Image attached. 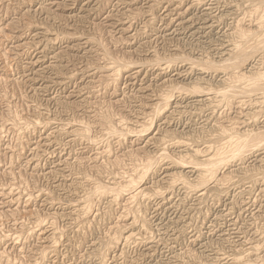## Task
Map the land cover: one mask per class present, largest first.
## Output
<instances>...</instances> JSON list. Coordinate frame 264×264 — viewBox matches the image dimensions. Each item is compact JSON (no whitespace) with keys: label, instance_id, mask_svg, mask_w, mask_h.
<instances>
[{"label":"rangeland","instance_id":"obj_1","mask_svg":"<svg viewBox=\"0 0 264 264\" xmlns=\"http://www.w3.org/2000/svg\"><path fill=\"white\" fill-rule=\"evenodd\" d=\"M73 1L72 0H49V1L48 0H11V1L10 0H0V32H2V33H0V44H1V49H2V50H0V58H1L0 59V79L4 78V80H5V81L3 80V84H2L3 88L2 89L0 88V91H1L2 95L4 94V95L8 96L7 101L9 100V103L7 102V104L1 105V103H0V110L2 109L0 111V116H1V119L3 120V121H0L1 122L0 125L5 126V128L2 127L3 130H0V132H1L0 133V147H1L0 148V155H1L0 156V172H1V174H0V183H1L0 184V194H1L0 195V210H2L1 212L3 215L1 214V212H0V214L4 218L1 221L4 224H2V223L0 224V228L2 229V230H0V234L2 233L3 235L4 234L10 235L11 233L13 234L15 232H18V226H20L21 222L13 221L11 217L10 218L8 217V216H10V213H12V211H15V209H21V211L24 210V212L31 211V210L35 209V210H38L42 214L43 218H47L48 215L54 214L56 212L57 215L56 214L55 215L57 216V218L54 220V223L59 228L61 226H64L66 228L69 226L68 230H71L70 231L71 236H70V233H68L67 235L65 234L66 236L64 235L61 238V244L58 245L59 249L57 248V251L55 252V254L53 253L52 255H49L50 257L48 256V258H46L47 262L44 260V262L46 264H95V263L98 264L99 263L98 261L100 260V259H98L99 258L98 255H96L97 254L96 250L98 249V245H99L98 243H100L101 241H104V239H106V237L109 234L112 235V233H113L112 231H115L114 227L117 226V221L122 226V223L124 224L126 219L130 217V216H128L127 218H124V219L120 218V216L123 213L122 211L124 210V208H122L124 201L118 202L119 201L118 200L117 203L115 205H112V206H109L105 201L96 205L95 206L96 211H94L96 213L93 216L91 215L92 217L89 216L88 220H90L89 221L90 223H88V221L82 222L81 220L76 221V222H73L71 220H67V219L72 218L73 213H71V212H75V211H73L72 207L79 204L80 200L82 202V200L85 198L84 197L82 199V198H79V196H80V194H81V196H82V194H84L83 188H85L86 186L89 187L90 186L89 183H91L93 181H99L100 180V183L106 184V183H108V181L110 179L114 178V177H112V176H114V174L112 172L113 171L117 172V173H118V171L121 172V168H124L123 171L124 172L126 171L125 173H127L129 171V169L131 168V166L134 164L133 161H131V159L129 157V155L131 154L130 152L133 151L132 153H134L136 151L135 153H137V154H144L146 151V153L147 152L152 153V152H154L155 149H157L156 143L163 140V138H168L166 140L170 139V141H172V140H175V141L176 140H180V141L182 140L181 142L187 141L188 144L190 143L189 145H192L193 147L198 146L200 149L202 146H204V147L208 146L209 143H210L209 145H216V146L219 145L220 143L223 144V142H225L224 140H226V134L224 135L225 138L223 136L221 138L218 135L221 132L220 131L221 128L223 126H225L226 124H228L225 127H223L225 129L227 128L226 129V131H227L229 128L231 129V128L237 126V125L234 126V124L237 121L238 122L241 121L240 119L238 120V117H239L238 113H240L241 110H243V112L246 111L245 109L247 107H249V105H248L249 103L247 102L249 100V98H251V100L255 99V97L253 95H250L253 97H248V98L245 97V100H243L244 98H241V97H240L241 98V100H240V98L237 97L238 98V99L236 98L237 101L233 100L231 102L230 106L227 105L228 107H225L226 106L225 103L224 104L217 103L218 104L217 108L218 107L219 108L218 109L216 108L214 111L213 110L214 104H213V102L210 101L209 96H205L206 94L204 95L205 99H204V97L199 98V99L203 100L202 103H200L201 100H199V99H197V100H196V98L191 99V97L189 95L188 96L178 95L176 97L174 95V96H172V98L170 100L171 104H169L167 110L162 115L157 117L158 119L156 118L153 121V125L151 126L150 130L147 133H144L146 135H144V134H139V136L135 135L138 133H134V131H137L139 129L136 126H138V125L141 126V123L143 125V123L149 119V117H148L149 112H147V111H152L155 107L158 106V104L161 103L160 96L163 94L162 91L165 92L167 87H169L171 84L174 86L175 85L179 86L181 84L180 86L188 89V87L190 88L191 86H196V84L197 85L199 84V83H195V81L198 82L195 72L189 70L190 69V63L196 62V61L198 62V61L202 60L203 54L206 56L203 59L210 58V60L215 61V62H220L223 60V58H226L224 55L227 54L226 50H228L230 47L228 44L229 43L228 41L235 38L234 36H233L234 38L231 37L232 31L234 32V29H232V28L234 27L237 20H239L241 18L243 19V17L249 19V15H251L249 12H251L252 9H254V7L247 8L246 7L247 5H245V4H244L245 7H243L244 6L243 4L238 5V3H239L238 0L237 1L236 0H228V1L227 0H199V1H197V0H195V1L194 0H158V1L157 0H99L98 2H97V0H75L74 2ZM227 2H228V4H227ZM216 3H218V4H216ZM188 4H189V6H188ZM190 4H193V5H190ZM176 5H178V6H176ZM146 7H148V8H146ZM184 7H188V8L186 10H184L185 9ZM201 8H202V10H201ZM203 8H204V10H203ZM245 8H247V9H245ZM63 9H64V11H63ZM245 10H246V12H245ZM248 10H250V11H248ZM181 12H185V13H181ZM243 12H245V13H243ZM149 13H150V15H149ZM177 13H178L179 17L177 16ZM243 14H245L246 17ZM193 16H194V18H193ZM67 17H68V20H67ZM70 17H72V18H70ZM101 17H103V18H101ZM188 18L191 20V22H190V20H188ZM61 19H64V20H61ZM248 19H247L246 23L244 24L246 27L245 26L244 27L246 29H248V28L251 29L253 27V23H252V21H250ZM186 20H188V21H186ZM251 20H252V18H251ZM177 21H179V23H180L179 25H178V23H176ZM180 21H182V23ZM123 22H125V23H123ZM127 24H128V26H127ZM173 24H174V26H173ZM27 25H30V26L27 27ZM186 26H187V28H186ZM195 28H196V30H195ZM176 30H177V32H176ZM103 32H104V34H103ZM204 32H205V34H204ZM6 34H8L7 37H6ZM125 37H126V39H125ZM138 38H140V39H138ZM165 40H167V41H165ZM27 41H28V43H27ZM130 41H132V42H130ZM163 41H165V43ZM226 41H227V44H226ZM212 42H213V44H212ZM19 44H20V46H19ZM23 44H24V47H23ZM28 44H30V45H28ZM43 44H44V46H43ZM8 45H9V47H8ZM16 45H18V46H16ZM35 45H36V47H33ZM104 47L106 48V50ZM44 48H45V50H44ZM197 48H199V49H197ZM6 49H9V50L6 51ZM48 50H50V51H48ZM102 50L110 52L111 56L113 55L112 57L127 59L128 61H131L132 64H135V66H136V64H138V65H137V67L132 65L133 68L131 66H129L130 68H127L128 70L125 69L126 71L121 73L123 75V78L121 75L119 77V79L113 83L112 80L107 79L109 77L107 75L108 72L106 71L105 68L109 69L110 67H106V66H108L110 63L106 58H104V54L102 53ZM222 51H225V52H223L224 54L222 53ZM65 52H66V54H65ZM143 52H144V54H143ZM199 52H201V54ZM101 53H102V55H101ZM17 54H18V56H17ZM196 54H198V55H196ZM5 56H7L8 58ZM199 56L201 59L200 58L197 59ZM100 57L102 59H100ZM177 57H179L180 59H185V60L187 59L186 60L187 62L179 63L180 61H179V59H177ZM13 58H15V60ZM152 59L155 62L157 60L161 59V61H163V62L156 64V63H154V61ZM191 59L192 60L197 59V60L192 61ZM101 60H103V61H101ZM144 60H147V61H144ZM149 60H151V61H149ZM172 60L173 61L178 60L177 62H175V63H177V65L172 64L171 66H167L166 64H168V61L173 62ZM165 61H166V64H165ZM190 61H192V62H190ZM104 62L106 64H104ZM3 63L6 66H4ZM150 63H152V64H150ZM9 64H11V65L8 66ZM140 64L143 66L141 67ZM162 65H164V66H162ZM187 66H189V67H187ZM8 67H10V68H8ZM17 67H19V68H17ZM162 67H164V68H162ZM166 67L168 69H166ZM5 68L6 69L8 68V70H6ZM103 68H104V70H102ZM158 68H159V70H158ZM146 69H147V71H146ZM160 69H161V71H160ZM136 71H138V72H136ZM145 71H146V73H144ZM157 71H158V73H157ZM178 72H180V73H178ZM102 75H105V76H102ZM132 75H134V76L132 77ZM140 76L141 77L143 76V78H141ZM176 76H178V77H176ZM206 76H207V74H206ZM97 77H98V79H97ZM100 77H101V79H100ZM103 78H105V79L103 80ZM207 78H208V80L212 81V82H209L208 84L211 85L210 86L211 88H213V89L215 88L214 89L215 92H218L219 90H221V87L226 86V85L225 86L220 85V83H218L221 80V77L215 76L212 78V77H210V75H208ZM211 78H212V80H211ZM217 78H218V80H217ZM67 79H68V81H67ZM163 79H164V81H163ZM176 79H177V82L180 81V83L178 82L176 84ZM182 79H184V80H182ZM93 80H95V81H93ZM14 82H15V84H14ZM106 82H108V83H106ZM168 82H169V84H168ZM136 83H137V85H136ZM158 83L161 84V86ZM5 84H6V86H5ZM109 84H110V86H108ZM146 84H148V87ZM156 84L158 85V87L160 86L158 89V91L161 90L160 92L155 91V90H157L155 87V86H157ZM165 84H166V87L164 89H162L164 87L163 85H165ZM213 84H214V86H213ZM10 85H12L13 87ZM106 86H107V88H106ZM143 87L147 88V89L145 88L146 91L144 90ZM218 87H220V88H218ZM96 88H98V89H96ZM103 88H104V90H103ZM113 89H114V91H113ZM138 89H140L142 93ZM104 91H107V92H104ZM112 91H113V93H110ZM97 92L100 94H97ZM145 92L148 94L150 93V94L146 95ZM154 92L156 93V95H153V94H155ZM136 95H137V97H136ZM87 96H89L91 99L89 97L87 98ZM182 96H183V98H182ZM147 97L149 99H147ZM120 98H121V100L123 99V101L117 100ZM246 98L248 99L247 101H246ZM158 101H160V102H158ZM235 101L238 102V104H240V103H245V104H243L244 106L242 105V108H241V105H238V107H237V104ZM242 101H244V102H242ZM85 102L87 103L86 107L88 106L87 107L88 109L85 107ZM184 102H186V103H184ZM204 102H206V103H204ZM190 103H192V104H190ZM207 103L209 104L208 106H207ZM234 103L236 104V106ZM147 104H149L150 106ZM152 104L154 105V107H151ZM184 104H188L189 106H186ZM199 104L203 107H201ZM5 105L7 107H9L8 108L10 111L9 115H7V113H5V110H6ZM142 105H145L146 107H144ZM181 105L184 108H182ZM174 106H176V107H174ZM211 106H212V108H211ZM91 107L94 110H92ZM171 107H174V108H171ZM185 107H187V108H185ZM204 107H205V109H204ZM67 108H68V110L70 108V110L68 111ZM195 108H197V109H195ZM233 108H235V109H233ZM33 109L36 110L34 113H33V111H34ZM200 109L202 110V112ZM88 110H90V111H88ZM178 110H179V112H178ZM221 110L224 112H222ZM236 110H237V113H236ZM100 111L107 112V114L110 115L109 124L102 123V121L101 122L97 121V120H99L98 119L99 116H101V117L103 116V115H98L100 113ZM176 111H177L178 115H177ZM181 111L182 112L185 111V112L182 113ZM226 111L229 113H227ZM12 112H13V114H12ZM141 112H143V114H141ZM145 112L148 113L147 116L145 115ZM37 113H42V114H37ZM91 113L95 114V115L92 116ZM166 114H169V116H167ZM221 114H223V116ZM226 114H228V115H226ZM16 115H24L26 117V119L30 118L31 120L32 119L33 120H40L41 119V121H43V122H45V124L46 123L47 124L44 128L35 129L34 132H32L33 135L29 139L28 135L25 134L26 132L24 130L25 129L24 127L18 126L16 128V131L12 132L13 129H10V127L13 128L10 125L11 122L4 123L7 120V118H9L8 120L12 119V117H10V116H13V118H14V116H16ZM262 115L258 114V118H257L260 121L258 124V126H260V127H258V126L253 127V126L249 125V128H248L249 130L251 129L250 127H252V130H263L262 126H264V122H263L264 121L263 120L264 115L263 116ZM38 116L39 117L41 116V117L38 118ZM115 116L117 119L115 118ZM120 116L123 119H121ZM175 116L176 117L179 116L178 117L179 119L176 118ZM260 116H261V118H260ZM5 117H7V118H5ZM135 117H138L137 120L135 119ZM169 117H170V119H169ZM173 117H175V118H173ZM262 117H263V119H262ZM36 118H38V119H36ZM145 118H148V119L145 120ZM163 118L166 119L165 120L166 122H163L164 121ZM206 118H209V119L207 120ZM210 118H212L213 120ZM230 118H232L233 120L235 119V120L233 121ZM76 119H78L81 122L87 121L86 123L91 124V128L89 131L90 133H88V139L85 137L79 136L78 130L81 129V127H80V125L76 124V121H77ZM161 119H162V121H161ZM236 119H237V121H236ZM91 120L94 122H92ZM120 120L123 122V124H125L126 128L129 127L128 129H131V130L134 129V130H132L131 133L125 132L126 136L123 137L122 141H120V142L117 140V138H118L117 136L112 137L110 139H107V137H105V139H106L105 140L103 133L105 132V134H106V132H108L107 131L108 128L106 129V126L108 125V127H109V125H111L112 127L117 128L118 121H120ZM132 120H135L136 122L134 121V123H133ZM169 120L172 122H170ZM226 120H228V121H226ZM261 120H263V121L261 122ZM112 121H114V122H112ZM130 121H132V122H130ZM139 121H141V123ZM174 121H175V123H174ZM71 122H72V124H71ZM95 122H100V123L98 124ZM159 122H162V123L160 124ZM113 123H114V125H113ZM167 123H170V124H167ZM177 123H178V125H177ZM216 123H218V125L220 123L221 127H220V125L218 126ZM232 124H233V127H231ZM161 126H162V128L166 127L165 130L163 128L165 133L163 132L162 128H160ZM216 126H218V129L216 128ZM65 127H66V129H64ZM135 128L136 129L138 128V129L135 130ZM213 128H216V129H213ZM223 128H222V130H223ZM256 128H258V129H256ZM18 129H19V132H18ZM117 130H118V128H117ZM156 130H157L158 134H159L158 131H160L161 133L159 135L157 133L155 134ZM217 131H218V133H217ZM235 131H237V130L234 129V132ZM187 132H189V133H187ZM16 133H17V136H16ZM18 133H20V134H18ZM190 133H192L193 135ZM23 134L27 138L24 137ZM129 134H131V135H129ZM171 134H172V136H171ZM18 135H19V137H18ZM99 135L100 136L102 135V137H101L102 140H101V138L99 139ZM161 135H163L162 136L163 138L161 137ZM21 136H23V137H21ZM159 136L162 139L161 138L159 139ZM175 136H176V138H175ZM178 136H179V139H177ZM95 137H97V139ZM133 137L135 138V140H132V139H134ZM151 137H152V139H151ZM155 137H158V140ZM171 137L172 138L174 137V138L171 139ZM216 137H218V138H216ZM15 139H16V143L14 142ZM103 139H104V142H103ZM187 139H189V140H187ZM20 140L22 141V143H24L25 141L27 143L26 147H25V144H23V148L25 147V149H23L21 152L22 157H20L18 159L20 165L18 166V168H16L18 171H20V173L22 172L21 174L24 177V178L22 177L24 185L26 184L25 185L26 187L28 186V187H30V189H32V188L34 189V190L32 189L31 191H37L38 192V191L44 190V191L49 192L50 194H52V196L55 199H58L62 203L61 206L56 205V203H52V204L50 203L49 204L46 202L45 198H40L38 201L33 202V204L32 203L26 204V201H25L26 199H24V200L21 199L19 205L16 203V199L19 196V190L20 189H18V187L10 189V187L13 184L11 186L8 184V182L10 180H6L7 176L3 175V172H4V174H5V171L7 172L8 168H9V165L6 162L7 158L9 160V158L11 156H13V150L17 147L16 146L17 144L19 145V143L21 142ZM89 140H91L92 142ZM190 140L192 142H190ZM205 140L207 141V143H204ZM131 141H132V143H130ZM143 141L146 143V145ZM170 141H168V143ZM193 141H195L196 143L195 142L193 143ZM121 142H122V144H121ZM147 143H148V145H147ZM35 145H36V148H35ZM166 145H167V142H166ZM140 146H141V148H144L142 151L140 149ZM134 147H136V148H134ZM7 148H9V150ZM1 149H2V151H1ZM27 149L28 150L30 149V150L28 151ZM135 149H137V150H135ZM150 149L152 152L150 151ZM170 149H172V150H170ZM167 150L169 153L168 152L166 153ZM173 150L174 151L176 150L175 151L176 153ZM186 150H189V148L184 149L182 146L176 147V146H172V145L166 146L165 155L167 158L164 160V162L160 163V165L156 168L155 173H153L152 175L151 174L148 175L143 180L142 186H141V187H144V189L147 190V192L149 194L151 193L150 195L152 196V197H148L147 198L148 200H146V202H145V200H142V201H144L143 202L144 206L142 204V209L144 210L145 215H146V220H147L146 226H148L147 227L148 229L146 227L145 228L139 227L140 231H138V229H135L134 232H135L137 238L134 237V243L130 242V243L125 245V244H122L120 242L118 245V249L116 248L115 251L112 250L111 253L108 254V256L106 257L105 264H152V263L153 264H176V263L182 264L181 261H183V264H196V262H197V264H207V263H212V261H210V259L213 260V259H218V258H219V262H221V264L223 262H224L223 264H226V263H228V261L230 262L229 259L232 258V256L234 254H236V250H238V248L239 249L242 248V250L245 247L248 248L249 247L248 245H250V242L251 243L253 242L252 244H255L257 242V240L259 239L258 237H260L262 234H264V179H262V178H264V172H263L264 161H262L263 166H260L259 167L260 169L257 168L254 171L256 173V171L259 169L258 170L259 176H257L258 179H257L256 183L254 184L255 186L253 185V187H250L248 185L250 188L246 184H243V183L241 185L238 184L239 185L238 186L234 181V180H236V178L231 177V182L226 183L227 185L225 184V186H224V188H227L226 190L228 192L223 191V192L219 193L220 195H218L214 190H212L213 188L212 189L208 188L209 190H212L213 192L207 191L206 194L204 193L203 196H200V193H202L199 190L200 188L196 189L195 191L193 190L194 189L193 188L191 190L193 192H191V191L186 192V190L179 184H176L173 188L166 189L168 186V184H166V183H169L171 173H173L174 170L177 171L176 168H174L169 163V161L170 162L175 161L174 159H176V158H172V157L178 158L179 156L186 154L185 153ZM190 150H191V148H190ZM104 151L107 152V154H105ZM122 151H124V152L126 151L127 155H124L126 153H124ZM178 151H181V152H179L181 154H178ZM168 154H170V155H168ZM4 155H5V157H4ZM171 155H174V156H171ZM113 158L114 159L119 158V160L123 161L121 163L122 164L121 167L114 168L115 170L112 169L113 171L112 170H110V171L109 170L108 171L103 170L102 172H104V173L97 172L98 170L95 169V166H97L99 163H100V166L103 165L107 159H111L113 161L114 160ZM250 158L247 160V162H250V163L246 162L245 166L252 168L253 166L257 165L258 160H260L261 158H264V157L263 156L262 157L261 156L260 157L259 156L253 157L252 156ZM16 159H17V157H16ZM154 160L157 161L155 158H154ZM262 160H264V159H262ZM7 165H8V167H7ZM123 166H125V167H123ZM127 166H129V168ZM169 166H170V168H169ZM261 167H263V170L261 169ZM160 168L161 169L163 168V169L161 170ZM16 169H15V172L17 171ZM225 169L223 168V170H222L223 173L221 172V174L228 176V174H229L227 172L228 170H225ZM189 170L190 169L185 170V173H187L186 180L189 181L190 183L192 182L191 184H193L195 179L192 178V176L195 177L194 176L195 173L189 172ZM231 170H232L231 172H233V174H236L237 176L242 175V173L244 172V170L241 169V172H240L239 168L234 169V167H231ZM237 170L239 172H237ZM260 170H262L261 171V173L263 172L262 174L260 173ZM95 171L97 172V174ZM106 171L108 174L106 173ZM159 171H160V173L158 174ZM258 171H257V173H258ZM254 172L252 171V173H254ZM23 173H24V175H23ZM88 173H89V175H88ZM164 173L168 177L163 175ZM169 175H170V177H169ZM117 176H116V179L119 178L120 173H119V176L118 177ZM3 177H5V178H3ZM85 177H87V178H85ZM100 177H102V178H100ZM190 177H191V179H190ZM13 179H14V182L17 181V180H15L16 178H13ZM260 179H261V181H260ZM155 180H157V181H155ZM151 181H152V184H151ZM153 181H154V185L155 184H157V185L154 186ZM17 183L19 184V181H17ZM159 183H160V185H159ZM234 183H235V186H234ZM84 184H86V185H84ZM148 184H150V185H148ZM163 185H165V186H163ZM33 186H35V187H33ZM159 186L162 188H159ZM178 186H180V187H178ZM3 187H5V188H3ZM153 187H155V188H153ZM163 187H166V188H163ZM157 188L160 189L161 191L162 190L164 191V192H162V194L165 193L164 196H160V195L158 196V195L153 194L154 189H157ZM177 188H178V190H177ZM181 188H182V190H181ZM78 189L81 191H78ZM243 190L245 191V193ZM9 191H11V193H13V194H11ZM80 192H82V193H80ZM184 193H186V197L184 196L185 195ZM215 195L216 196L218 195V196L216 197ZM260 195H262V196H260ZM253 196L255 197V199ZM200 197H202V198H200ZM12 198H13V200L15 199V201H13ZM23 198H27V197H23ZM197 198H198V200H197ZM141 199H143V198H141ZM201 199H202V202L200 203ZM246 199H248V200H246ZM180 202H182V203H180ZM66 203H70V204H72V205L74 204V205L72 207H70V206L64 205ZM120 203H122V205ZM21 204H22V207H21ZM103 204H104V206H103ZM2 205H4V206H2ZM155 206H156V208H155ZM233 206H234V208H233ZM157 207H158V209H157ZM7 209H8V211H7ZM185 209H186V211H185ZM6 212H7V214H6ZM191 212H192V215H191ZM255 215H256V217H254ZM20 217H21V215H20ZM147 217L148 218L150 217V218L148 219ZM258 218H259V220H258ZM30 221L31 220H29V222ZM32 222H30V223H32ZM77 222L82 223L81 226H79ZM173 222H175V223H173ZM83 223H85V225ZM58 224H60L61 226ZM111 224L113 225V227H111L112 226ZM153 224L155 227L153 226ZM66 225H68V226H66ZM95 225H97L98 227ZM48 227H49V224H48V226L46 224L45 229L48 230L49 229ZM244 227H246V228H244ZM7 228L9 230H7ZM61 228H63V227H61ZM110 228H111V230H110ZM149 228H150V230H149ZM13 229H15V230L17 229V230L15 231ZM84 229H85V232L88 230V232H86L87 235H86V233H84ZM95 229H97V230H95ZM126 229L128 230L127 227H126ZM127 230H124L122 232H126ZM143 231H144L145 236L143 234ZM145 231H146V233H145ZM43 233L47 234V231H44ZM170 233H171V235H170ZM82 235L84 237H82ZM194 235H197V236H195L196 238L194 237ZM147 236L149 239L146 238ZM175 236H176V238H175ZM238 236H239V238H238ZM151 237H152V239H151ZM81 239H82V241L84 240L83 241L84 244L82 243ZM140 239H141V241H140ZM189 239H191V240H189ZM241 239H242V241H241ZM173 241H175V242H173ZM244 241H246V243H247V241H249V242L246 244V243H243ZM254 241H255V243H254ZM149 242H152V243H149ZM236 242H238V243H236ZM80 243H82L81 246H80ZM136 243H138V244H136ZM10 244L11 245L14 244V246L13 245L10 246ZM27 244L23 246L24 251H22V253H20L17 250L21 246L18 247L17 243L15 244V242H10V241L2 242L0 244V252L6 251L5 253L10 254V255L8 254V256H10L9 257L10 264H28L29 263L28 252H29V250L31 251L34 249L35 243L30 242ZM152 244H153V246H152ZM198 244H200V245H198ZM240 244H241V247H240ZM242 244H243V246H242ZM16 245H17V247H16ZM45 245H48V244H45L44 241L42 240V243L38 244V246H39L38 248L42 249V247H44ZM76 245H77V247H76ZM167 246L168 247L170 246L171 248H167ZM198 246H200V247H198ZM25 247H26V249H25ZM145 247L147 248V250L145 249ZM31 248H33V249H31ZM194 248H196V249H194ZM103 249L104 248L102 247L101 250L103 251ZM149 249L150 250L152 249L153 251H150ZM201 249H203V250H201ZM234 249H235V251L232 253V250H234ZM245 249H244V251H245ZM172 250H174V251H172ZM191 250H193V251H191ZM211 250H213V251L215 250L214 253ZM216 251H218V252H216ZM238 251L241 252V250H238ZM238 251H237V253H239ZM193 252H195V253H193ZM57 253H58V255H57ZM143 253L148 254V255H144ZM190 253H191V256H190ZM184 255H187V256H184ZM16 256H18V257H16ZM149 256H152V257H149ZM15 257H16V259H18L17 261H15L16 260V259H14ZM20 257H22L24 259V261L25 260H28V261L24 262L23 259ZM220 257H226V258H224L225 259L224 260L223 258H220ZM148 258H150V260ZM178 259H180V260H178ZM187 261H189V262H187ZM159 262H161V263H159Z\"/></svg>","mask_w":264,"mask_h":264},{"label":"bare ground","instance_id":"obj_2","mask_svg":"<svg viewBox=\"0 0 264 264\" xmlns=\"http://www.w3.org/2000/svg\"><path fill=\"white\" fill-rule=\"evenodd\" d=\"M11 1V0H10ZM49 1V0H48ZM73 1V0H72ZM75 1V0H74ZM73 1V2H74ZM99 0H97V2H98ZM158 1V0H157ZM195 1V0H194ZM197 1H199V0H197ZM228 1V0H227ZM237 1V0H236ZM239 1V3H238V5L240 4H245V5H247L246 7L247 8H250V7H254V9H252V11L251 12H249L251 15H249V19L248 18H244L243 17V19L241 18V19H239V20H237V22L235 23V25H234V27L232 28V29H234V32L232 31V34H231V37H233L234 39H232V40H230V41H228L229 43V49L228 50H226V52H227V54H225L224 56L226 57V58H223V60L222 61H220V62H215V61H212V60H210V58H205V59H203L204 57H206L204 54L202 55V60H200V61H196V62H192L193 60H197V59H199L200 58V56L197 58V59H191L192 61H190V62H192V63H190V69L189 70H191V71H193V72H195V74H196V76H197V81L198 82H196L195 81V83H199L198 85L196 84V86H191L190 88L188 87V89H186V88H184V87H182V86H177V85H172L171 83V85L169 86V87H167L166 88V90H165V92L164 91H162L163 92V94L160 96V99H161V103L160 104H158V106L157 107H155L152 111H147V112H149V115H148V117H149V119L148 118H145V120L146 119H148L147 121H145L144 123H143V125H142V123H141V121H139L140 123H141V126L140 125H138V126H136V127H138L137 129L135 128V130H137V131H134V133H138V134H135V135H137V136H139V134H144V133H147L149 130H150V128H151V126L153 125V121L157 118V117H159L160 115H162L166 110H167V108H168V106H169V104H171L170 103V100H171V98H172V96H174L175 95V97L176 96H178V95H186V96H190L191 97V99L192 98H196V100L197 99H199V98H202V97H204V95L205 96H209V98H210V101L211 102H213V104H214V107H213V110L215 111V109L217 108V106H218V104L217 103H220V104H224L225 103V107H228L227 105H229L230 106V104H231V102L233 101V100H236V98L237 97H241V98H244L243 100H245V97H255V99H253V100H251V98H249V100L246 98V101L249 103L248 105H249V107H247L245 110L246 111H244L243 112V110H239L240 111V113H238L239 115V117H238V120L240 119L241 121L240 122H238L237 121V119H236V123L234 124V126L235 125H237V126H235V127H233V124H232V126L231 127H233V128H229L227 131H226V129L225 128H223V127H225L226 125H228V124H224L222 121V123L225 125V126H223L222 128H223V130H222V128H221V132L218 134L221 138H222V136L225 138V134H226V140H224L225 142H223V144H219V145H209L208 144V146H202L201 147V149L197 146V147H193L192 145H189L188 143H187V141L186 142H181L180 140H172V141H170V139L169 140H166V139H168V138H163L162 136L163 135H161V137L163 138V140H161L160 142H157L156 144H157V149H155L154 150V152H152L151 151V149H150V151L152 152V153H146V149L144 150L145 151V153L144 154H137V153H135L136 151L135 150H137V149H135L134 151V153H132V152H130L131 154L129 155V157H130V159H131V161H133V165L131 166V168L129 169V171L127 172V173H125L124 171H123V169L124 168H121V172H119L118 171V173L117 172H114L112 169H114V168H117V167H121V163L123 162L122 160H119V158H116V159H114L113 161L111 160V159H107L106 161H105V163L103 164V165H101L100 166V163L97 165V166H95V169L96 170H98L97 172H101V173H104V172H102L103 170H112L113 172V174H114V176H112V177H114L113 179H110L109 181H108V183H106V184H103V183H100V180L99 181H93V182H91V183H89L90 184V186L89 187H85V188H83V192H84V194H82V196H81V194H80V196H79V198H84L83 200H82V202H81V200H80V202H79V204H77V205H75V206H73L72 204H70V203H66V204H64V205H67V206H70V207H72V209H73V211H75V212H71V213H73V215H72V218L71 219H67V220H71V221H73V222H76V221H79V220H81L82 222L83 221H85V222H87L88 221V223H90L89 221L90 220H88L89 219V216L90 217H92L96 212H94V211H96V208H95V206L96 205H98V204H100L101 202H106L109 206H112V205H115L116 203H117V201L118 202H123L124 201V203H123V206H122V208H124V210L122 211L123 213H122V215L120 216V218L121 219H124V218H127L128 216H130L129 218H127L126 219V221H125V223L123 224L122 223V226H121V224H119V222L117 221V226L116 227H114L115 228V231H112L113 233H112V235H108L107 237H106V239H104V241H101L100 243H98L99 245H98V249L96 250V255H98V259H100L98 262V264H105V262H106V257L108 256V254L109 253H111V251L113 250V251H115L116 250V248L118 249V245H119V243L121 242L122 244H128V243H130V242H133L134 243V237H136V234H135V232H134V230L135 229H138V231H140V228H147L148 226H146V215H145V212H144V210L142 209V204H143V202L144 201H142V200H145V202H146V200H148L147 198L148 197H152L148 192H147V190H145L144 189V187H141L142 186V182H143V180L148 176V175H152L153 173H155V171H156V168L160 165V163H162V162H164V160L167 158L166 157V155H165V151H166V146H176V147H179V146H182L184 149H188L189 148V150H186V154H184V155H182V156H179L178 158L177 157H172V158H176V159H174L175 161H169V163L174 167V168H176V170L177 171H175L174 170V172L173 173H171V177H170V175H169V177H170V181H169V183H166V184H168V186H167V188L166 187H163V188H166V189H170V188H173L176 184H179V185H181L185 190H186V192L188 191V192H190L193 188V190L195 191L196 189H198V188H200L199 190L202 192V193H200V196H203V194L205 193L206 194V192L207 191H211V192H213L212 190H214L218 195H220L219 193H221V192H223V191H227L226 189L227 188H224V186H225V184L226 183H230L231 182V177H234V178H236V180H234L235 181V183L238 185H241L242 183L243 184H246L247 186L249 185L250 187H253V185L256 183V181H257V179H258V177L257 176H259V167L260 166H263L262 165V161H264V160H262V159H264V158H259L260 160H258V162H257V165L256 166H253L252 168L251 167H248V166H245L246 165V162H247V160L250 158V157H255V156H263L264 157V126H262V128H263V130H252V127H250L251 129L249 130L248 128H249V125L250 126H253V127H256V126H258V124H259V120L257 119L258 118V114H263L264 115V0H238ZM117 2V1H116ZM170 2V1H169ZM176 2V1H175ZM178 2V1H177ZM216 2V1H215ZM233 2V1H232ZM7 3V2H6ZM5 3V4H6ZM72 3V2H71ZM160 3V2H159ZM152 4V3H151ZM177 4V3H176ZM194 4V3H193ZM193 4H190V5H193ZM216 4H218V3H216ZM226 4V3H225ZM227 4H228V2H227ZM234 4V3H233ZM58 5V4H57ZM69 5V4H68ZM150 5V4H149ZM155 5V4H154ZM159 5V4H158ZM167 5V4H166ZM197 5V4H196ZM242 5V6H243ZM245 5L243 6V7H245ZM55 6V5H54ZM176 6H178V5H176ZM187 6V5H186ZM188 6H189V4H188ZM198 6V5H197ZM217 6V5H216ZM240 7V6H239ZM68 8V7H67ZM70 8V7H69ZM146 8H148V7H146ZM151 8V7H150ZM154 8V7H153ZM177 8V7H176ZM185 9L184 10H186L188 7H184ZM197 8V7H196ZM247 8H245V9H247ZM66 9V8H65ZM183 10V11H184ZM201 10H202V8H201ZM200 10V11H201ZM203 10H204V8H203ZM242 10V9H241ZM63 11H64V9H63ZM131 11V10H130ZM133 11V10H132ZM174 11V10H173ZM198 11V10H197ZM234 11V10H233ZM248 11H250V10H248ZM247 11V12H248ZM25 12V11H24ZM136 12V11H135ZM220 12V11H219ZM245 12H246V10H245ZM245 12H243V13H245ZM96 13V12H95ZM148 13V12H147ZM176 13V12H175ZM181 13H185V12H181ZM209 13V12H208ZM238 13V12H237ZM165 14V13H164ZM224 14V13H223ZM222 14V15H223ZM227 14V13H226ZM247 14V13H246ZM63 15V14H62ZM89 15V14H88ZM149 15H150V13H149ZM213 15V14H212ZM215 15V14H214ZM229 15V14H228ZM244 16H245V14H243ZM242 15V16H243ZM34 16V15H33ZM66 16V15H65ZM152 16V15H151ZM177 16H178V13H177ZM188 16V15H187ZM196 16V15H195ZM69 17V16H68ZM68 17H67V20H68ZM104 17V16H103ZM103 17H101V18H103ZM130 17V16H129ZM179 17V16H178ZM200 17V16H199ZM220 17V16H219ZM226 17V16H225ZM240 17V16H239ZM246 17V16H245ZM248 17V16H247ZM62 18V17H61ZM70 18H72V17H70ZM105 18V17H104ZM191 18V17H190ZM193 18H194V16H193ZM197 18V17H196ZM217 18V17H216ZM251 18H252V20H251ZM11 19V18H10ZM107 19V18H106ZM130 19V18H129ZM187 19V18H186ZM209 19V18H208ZM214 19V18H213ZM246 19V20H245ZM247 19L248 20H250V21H252V23H253V27L251 28V29H246L245 27V23H246V21H247ZM61 20H64V19H61ZM173 20V19H172ZM188 20H190L189 18H188ZM188 20H186V21H188ZM56 21V20H55ZM66 21V20H65ZM184 21V20H183ZM203 21V20H202ZM219 21V20H218ZM62 22V21H61ZM103 22V21H102ZM171 22V21H170ZM181 23H182V21H180ZM190 22H191V20H190ZM213 22V21H212ZM217 22V21H216ZM123 23H125V22H123ZM176 23H178V25L180 24L179 23V21H177ZM229 23V22H228ZM193 24V23H192ZM35 25V24H34ZM213 25V24H212ZM30 25H27V27H29ZM127 26H128V24H127ZM173 26H174V24H173ZM226 26V25H225ZM245 26V27H244ZM178 27V26H177ZM203 27V26H202ZM205 27V26H204ZM229 27V26H228ZM122 28V27H121ZM186 28H187V26H186ZM190 28V27H189ZM209 28V27H208ZM220 28V27H219ZM34 29V28H33ZM43 29V28H42ZM123 29V28H122ZM201 29V28H200ZM15 30V29H14ZM37 30V29H36ZM101 30V29H100ZM126 30V29H125ZM195 30H196V28H195ZM29 32V31H28ZM68 32V31H67ZM141 32V31H140ZM175 32V31H174ZM176 32H177V30H176ZM208 32V31H207ZM0 33H2V32H0ZM96 33V32H95ZM136 33V32H135ZM143 33V32H142ZM192 33V32H191ZM231 33V32H230ZM33 34V33H32ZM103 34H104V32H103ZM144 34V33H143ZM204 34H205V32H204ZM216 34V33H215ZM7 35L8 34H6V37H7ZM20 35V34H19ZM30 35V34H29ZM130 35V34H129ZM148 35V34H147ZM18 36V35H17ZM31 36V35H30ZM145 36V35H144ZM222 36V35H221ZM224 36V35H223ZM12 37V36H11ZM22 37V36H21ZM25 37V36H24ZM129 37V36H128ZM131 37V36H130ZM139 37V36H138ZM229 37V36H228ZM5 38V37H4ZM17 38V37H16ZM30 38V37H29ZM137 38V37H136ZM141 38V37H140ZM140 38H138V39H140ZM222 38V37H221ZM56 39V38H55ZM61 39V38H60ZM125 39H126V37H125ZM226 39V38H225ZM231 39V38H230ZM8 40V39H7ZM53 40V39H52ZM6 41V40H5ZM9 41V40H8ZM100 41V40H99ZM133 41V40H132ZM132 41H130V42H132ZM165 41H167V40H165ZM165 41H163L164 43H165ZM217 41V40H216ZM67 42V41H66ZM98 42V41H97ZM127 42V41H126ZM27 43H28V41H27ZM26 44V43H25ZM212 44H213V42H212ZM218 44V43H217ZM226 44H227V41H226ZM3 45V44H2ZM28 45H30V44H28ZM175 45V44H174ZM219 45V44H218ZM221 45V44H220ZM16 46H18V45H16ZM19 46H20V44H19ZM43 46H44V44H43ZM90 46V45H89ZM94 46V45H93ZM169 46V45H168ZM198 46V45H197ZM227 46V45H226ZM8 47H9V45H8ZM12 47V46H11ZM23 47H24V44H23ZM26 47V46H25ZM33 47H36V45L35 46H33ZM64 47V46H63ZM165 47V46H164ZM218 47V46H217ZM15 48V47H14ZM29 48V47H28ZM51 48V47H50ZM62 48V47H61ZM71 48V47H70ZM105 48V47H104ZM213 48V47H212ZM27 49V48H26ZM34 49V48H33ZM59 49V48H58ZM96 49V48H95ZM103 49V48H102ZM197 49H199V48H197ZM224 49V48H223ZM0 50H2L1 49V44H0ZM7 50H9V49H6V51ZM23 50V49H22ZM25 50V49H24ZM44 50H45V48H44ZM97 50V49H96ZM100 50V49H99ZM105 50H106V48H105ZM105 50H102V53L104 54V58H106L108 61H109V65L108 66H106V67H110L109 69H107V68H105L106 69V71L108 72V77L109 78H107V79H109V80H112V82L114 83V82H116L118 79H119V77L122 75L121 73L122 72H124V71H126V70H128L127 68H130L129 66H131L132 67V65H134L135 66V64H132L131 63V61H128L127 59H121V58H117V57H112L111 56V53L110 52H108V51H105ZM112 50V49H111ZM182 50V49H181ZM215 50V49H214ZM34 51V50H33ZM39 51V50H38ZM48 51H50V50H48ZM9 52V51H8ZM13 52V51H12ZM30 52V51H29ZM45 52V51H44ZM56 52V51H55ZM93 52V51H92ZM187 52V51H186ZM223 52H225V51H222V53ZM36 53V52H35ZM102 53H101V55H102ZM200 54H201V52H199ZM219 53V52H218ZM6 54V53H5ZM28 54V53H27ZM56 54V53H55ZM65 54H66V52H65ZM90 54V53H89ZM95 54V53H94ZM114 54V53H113ZM143 54H144V52H143ZM221 54V53H220ZM224 54V53H223ZM16 55V54H15ZM21 55V54H20ZM33 55V54H32ZM99 55V54H98ZM153 55V54H152ZM177 55V54H176ZM186 55V54H185ZM196 55H198V54H196ZM219 55V54H218ZM222 55V54H221ZM17 56H18V54H17ZM174 56V55H173ZM178 56V55H177ZM214 56V55H213ZM5 57H7V56H5ZM4 57V58H5ZM23 57V56H22ZM45 57V56H44ZM154 57V56H153ZM157 57V56H156ZM168 57V56H167ZM221 57V56H220ZM3 58V57H2ZM8 58V57H7ZM10 58V57H9ZM58 58V57H57ZM193 58V57H192ZM195 58V57H194ZM1 59V58H0ZM14 60H15V58H13ZM100 59H102L101 57H100ZM169 59V58H168ZM173 59V58H172ZM177 59H179V63H181V62H187L185 59H180L179 57H177ZM201 59V58H200ZM225 59V60H224ZM6 60V59H5ZM17 60V59H16ZM30 60V59H29ZM43 60V59H42ZM153 60V59H152ZM163 60V59H162ZM220 60V59H219ZM7 61V60H6ZM28 61V60H27ZM41 61V60H40ZM94 61V60H93ZM101 61H103V60H101ZM144 61H147V60H144ZM149 61H151V60H149ZM148 61V62H149ZM154 61V60H153ZM173 61V60H172ZM178 61V60H177ZM177 61H173V62H169L168 61V64H166V61H165V64L167 65V66H171L172 64H176L177 65V63H175V62H177ZM189 61V60H188ZM3 62V61H2ZM14 62V61H13ZM99 62V61H98ZM160 62H163V61H161V59L160 60H157L156 62L154 61V63H156V64H158V63H160ZM29 63V62H28ZM90 63V62H89ZM144 63V62H143ZM15 64V63H14ZM35 64V63H34ZM104 64H106L105 62H104ZM150 64H152V63H150ZM3 65H4V63H3ZM11 64H9L8 66H10ZM47 65V64H46ZM137 65L138 64H136V66L135 67H137ZM4 66H6V65H4ZM16 66V65H15ZM22 66V65H21ZM39 66V65H38ZM102 66V65H101ZM140 66L142 67L143 65H141L140 64ZM162 66H164V65H162ZM47 67V66H46ZM150 67V66H149ZM175 67V66H174ZM187 67H189V66H187ZM8 68H10V67H8ZM8 68L6 69V70H8ZM17 68H19V67H17ZM25 68V67H24ZM93 68V67H92ZM102 68V67H101ZM133 68V67H132ZM161 68V67H160ZM162 68H164V67H162ZM173 68V67H172ZM4 69V68H3ZM26 69V68H25ZM95 69V68H94ZM126 69V70H125ZM157 69V68H156ZM166 69H168L167 67H166ZM102 70H104V68L102 69ZM101 70V71H102ZM136 70V69H135ZM140 70V69H139ZM143 70V69H142ZM158 70H159V68H158ZM180 70V69H179ZM185 70V69H184ZM57 71V70H56ZM95 71V70H94ZM146 71H147V69H146ZM146 71L144 72V73H146ZM160 71H161V69H160ZM172 71V70H171ZM188 71V70H187ZM186 71V72H187ZM22 72V71H21ZM93 72V71H92ZM96 72V71H95ZM94 72V73H95ZM133 72V71H132ZM136 72H138V71H136ZM163 72V71H162ZM165 72V71H164ZM175 72V71H174ZM190 72V71H189ZM77 73V72H76ZM134 73V72H133ZM148 73V72H147ZM150 73V72H149ZM157 73H158V71H157ZM178 73H180V72H178ZM183 73V72H182ZM181 73V74H182ZM192 73V72H191ZM130 74V73H129ZM132 74V73H131ZM160 74V73H159ZM184 74V73H183ZM182 74V75H183ZM188 74V73H187ZM206 74H207V76L208 75H210V77H215V76H217V77H221V80L218 82V83H220V85H223V86H225V87H221V90H219L218 92H215V88L213 89V88H211L210 86L211 85H209L208 83L209 82H212V81H210V80H208V78H207V76H206ZM11 75V74H10ZM68 75V74H67ZM73 75V74H72ZM71 75V76H72ZM127 75V74H126ZM153 75V74H152ZM175 75V74H174ZM177 75V74H176ZM190 75V74H189ZM69 76V75H68ZM102 76H105V75H102ZM125 76V75H124ZM128 76V75H127ZM134 75H132V77H133ZM156 76V75H155ZM160 76V75H159ZM170 76V75H169ZM180 76V75H179ZM185 76V75H184ZM28 77V76H27ZM26 77V78H27ZM82 77V76H81ZM141 77V76H140ZM157 77V76H156ZM176 77H178V76H176ZM175 77V78H176ZM87 78V77H86ZM122 78H123V75H122ZM141 78H143V76L141 77ZM140 78V79H141ZM155 78V77H154ZM184 78V77H183ZM188 78V77H187ZM194 78V77H193ZM212 78H211V80H212ZM28 79V78H27ZM26 79V80H27ZM70 79V78H69ZM97 79H98V77H97ZM100 79H101V77H100ZM105 78H103V80H104ZM166 79V78H165ZM181 79V78H180ZM3 80H4V78H1L0 79V88L2 89L3 88ZM9 80V79H8ZM62 80V79H61ZM65 80V79H64ZM123 80V79H122ZM172 80V79H171ZM182 80H184V79H182ZM217 80H218V78H217ZM5 81V80H4ZM7 81V80H6ZM66 81V80H65ZM67 81H68V79H67ZM93 81H95V80H93ZM97 81V80H96ZM139 81V80H138ZM163 81H164V79H163ZM162 81V82H163ZM174 81V80H173ZM16 82V81H15ZM15 82H14V84H15ZM62 82V81H61ZM101 82V81H100ZM111 82V81H110ZM159 82V81H158ZM167 82V81H166ZM179 83H180V81H178ZM177 82V79H176V84L178 83ZM9 83V82H8ZM89 83V82H88ZM91 83V82H90ZM97 83V82H96ZM106 83H108V82H106ZM119 83V82H118ZM143 83V82H142ZM149 83V82H148ZM160 83V82H159ZM158 83V84H159ZM174 83V82H173ZM184 83V82H183ZM68 84V83H67ZM98 84V83H97ZM105 84V83H104ZM112 84V83H111ZM133 84V83H132ZM163 84V83H162ZM168 84H169V82H168ZM167 84V85H168ZM216 84V83H215ZM99 85V84H98ZM102 85V84H101ZM134 85V84H133ZM136 85H137V83H136ZM147 85V87H148V84H146ZM157 85V84H156ZM160 86H161V84H159ZM205 85V86H204ZM5 86H6V84H5ZM10 86H12V85H10ZM108 86H110V84L108 85ZM114 86V85H113ZM159 86V87H160ZM164 87L162 88V89H164L165 87H166V84L165 85H163ZM213 86H214V84H213ZM212 86V87H213ZM13 87V86H12ZM20 87V86H19ZM117 87V86H116ZM139 87V86H138ZM142 87V86H141ZM156 87V89L157 90H155V91H157V92H160V91H158V89H159V87H158V85L157 86H155ZM9 88V87H8ZM106 88H107V86H106ZM109 88V87H108ZM140 88V87H139ZM144 88V87H143ZM146 88V87H145ZM145 88H144V90H145ZM218 88H220V87H218ZM96 89H98V88H96ZM100 89V88H99ZM115 89V88H114ZM114 89H113V91H114ZM141 89V88H140ZM140 89H138L140 92H141V90ZM147 89V88H146ZM4 90V89H3ZM2 90V91H3ZM15 90V89H14ZM18 90V89H17ZM103 90H104V88H103ZM137 90V91H138ZM143 90V89H142ZM149 90V89H148ZM94 91V90H93ZM113 91L112 92H110V93H113ZM146 91V90H145ZM5 92V91H4ZM3 92V93H4ZM8 92V91H7ZM104 92H107V91H104ZM144 92V91H143ZM150 92V91H149ZM161 92V93H162ZM142 93V92H141ZM146 93V92H145ZM155 93V92H154ZM6 94V93H5ZM97 94H100V93H98L97 92ZM103 94V93H102ZM105 94V93H104ZM109 94V93H108ZM116 94V93H115ZM148 93H146V95H147ZM150 94V93H149ZM148 94V95H149ZM94 95V94H93ZM107 95V94H106ZM144 95V94H143ZM153 95H156V93L155 94H153ZM158 95V94H157ZM250 95H253V96H250ZM100 96V95H99ZM116 96V95H115ZM134 96V95H133ZM132 96V97H133ZM140 96V95H139ZM7 97L8 96H6V95H2V93H1V91H0V103H1V105H4V104H7V102L9 103V100L7 101ZM89 96H87V98H88ZM92 97V96H91ZM98 97V96H97ZM136 97H137V95H136ZM151 97V96H150ZM90 98V97H89ZM124 98V97H123ZM126 98V97H125ZM128 98V97H127ZM131 98V97H130ZM144 98V97H143ZM155 98V97H154ZM181 98V97H180ZM182 98H183V96H182ZM241 98H240V100H241ZM10 99V98H9ZM91 99V98H90ZM93 99V98H92ZM96 99V98H95ZM98 99V98H97ZM134 99V98H133ZM145 99V98H144ZM147 99H149L148 97H147ZM157 99V98H156ZM178 99V98H177ZM204 99H205V97H204ZM207 99V98H206ZM238 99V98H237ZM13 100V99H12ZM82 100V99H81ZM88 100V99H87ZM117 100H120V101H123V99L121 100V98L120 99H117ZM135 100V99H134ZM176 100V99H175ZM183 100V99H182ZM194 100V99H193ZM192 100V101H193ZM199 100H201V99H199ZM209 100V99H208ZM98 101V100H97ZM96 101V102H97ZM119 101V102H120ZM206 101V100H205ZM237 101V100H236ZM235 101V102H236ZM84 102V101H83ZM89 102V101H88ZM149 102V101H148ZM155 102V101H154ZM158 102H160V101H158ZM177 102V101H176ZM189 102V101H188ZM198 102V101H197ZM196 102V103H197ZM203 102V100H201L200 101V103H202ZM240 102V101H239ZM242 102H244V101H242ZM142 103V102H141ZM153 103V102H152ZM157 103V102H156ZM181 103V102H180ZM184 103H186V102H184ZM195 103V104H196ZM204 103H206V102H204ZM203 103V104H204ZM86 102H85V107H86ZM89 104V103H88ZM154 104V103H153ZM151 105V107H154V105ZM190 104H192V103H190ZM198 104V103H197ZM235 104V103H234ZM236 104H237V107H238V105H241V108H242V105L243 104H245V103H240V104H238V102H236ZM236 104H235V106H236ZM68 105V104H67ZM66 105V106H67ZM139 105V104H138ZM137 105V106H138ZM141 105V104H140ZM147 105H149V104H147ZM157 105V104H156ZM179 105V104H178ZM184 105H186V106H189L188 104H184ZM183 105V106H184ZM200 105V104H199ZM206 105V104H205ZM209 104L207 103V106H208ZM6 106V105H5ZM70 106V105H69ZM101 106V105H100ZM99 106V107H100ZM142 106H144V107H146L145 105H142ZM150 106V105H149ZM148 106V107H149ZM173 106V105H172ZM191 106V105H190ZM198 106V105H197ZM201 106V105H200ZM206 106V107H207ZM221 106V105H220ZM223 106V105H222ZM244 106V105H243ZM13 107V106H12ZM38 107V106H37ZM71 107V106H70ZM88 107V106H87ZM86 107V108H87ZM147 107V108H148ZM174 107H176V106H174ZM174 107H171V108H174ZM180 107V106H179ZM181 107H182V105H181ZM193 107V106H192ZM195 107V106H194ZM201 107H203V106H201ZM240 107V106H239ZM9 107H7L6 106V110H5V113H7V115H9L10 114V111H9V109H8ZM36 108V107H35ZM92 108V107H91ZM105 108V107H104ZM143 108V107H142ZM170 108V107H169ZM182 108H184V107H182ZM185 108H187V107H185ZM189 108V107H188ZM211 108H212V106H211ZM219 108V107H218ZM217 108V109H218ZM236 108V107H235ZM235 108H233V109H235ZM13 109V108H12ZM15 109V108H14ZM88 109V108H87ZM152 109V108H151ZM195 109H197V108H195ZM204 109H205V107H204ZM229 109V108H228ZM238 109V108H237ZM2 110V109H1ZM0 110V111H1ZM34 110V109H33ZM67 110H68V108H67ZM69 110H70V108H69ZM68 110V111H69ZM86 110V109H85ZM92 110H94L93 108H92ZM100 110V109H99ZM143 110V109H142ZM170 110V109H169ZM173 110V109H172ZM194 110V109H193ZM199 110V109H198ZM197 110V111H198ZM201 110V109H200ZM230 110V109H229ZM12 111V110H11ZM19 111V110H18ZM36 110H34L33 111V113L35 112ZM44 111V110H43ZM88 111H90V110H88ZM175 111V110H174ZM222 111V110H221ZM228 111V110H227ZM226 111V112H227ZM231 111V110H230ZM233 111V110H232ZM235 111V110H234ZM38 112V111H37ZM87 112V111H86ZM85 112V113H86ZM147 112H145V115L147 116ZM151 112V113H150ZM170 112V111H169ZM178 112H179V110H178ZM182 112V111H181ZM185 112V111H184ZM184 112H182V113H184ZM201 112H202V110H201ZM222 112H224V111H222ZM225 112V113H226ZM20 113V112H19ZM94 113V112H93ZM109 113V112H108ZM172 113V112H171ZM175 113V112H174ZM173 113V114H174ZM176 113H177V111H176ZM175 113V114H176ZM189 113V112H188ZM227 113H229V112H227ZM231 113V112H230ZM236 113H237V110H236ZM12 114H13V112H12ZM11 114V115H12ZM22 114V113H21ZM37 114H42V113H37ZM50 114V113H49ZM92 114V113H91ZM141 114H143V112H141ZM180 114V113H179ZM191 114V113H190ZM48 115V114H47ZM76 115V114H75ZM93 115H95V114H92V116ZM98 115H103L102 117L101 116H99L98 117V119L99 120H97V121H102V123H105V124H109V119H110V115L109 114H107V112H103V111H100V113L98 114ZM139 115V114H138ZM167 116H169V114H166ZM177 115H178V113H177ZM213 115V114H212ZM218 115V114H217ZM222 116H223V114H221ZM226 115H228V114H226ZM230 115V114H229ZM262 115V116H263ZM32 116V115H31ZM83 116V115H82ZM112 116V115H111ZM119 116V115H118ZM166 116V117H167ZM180 116V115H179ZM178 116V117H179ZM235 116V115H234ZM10 117H12V119L11 120H8L9 118H7V117H5V118H7V120L4 122V123H7V122H11V126L13 127V128H11L10 127V129H13L12 130V132H14V131H16V128L18 127V126H22V127H24L25 129V134L26 135H28V138L30 139L31 138V136L33 135L32 134V132H34V130L35 129H38V128H44L45 126H46V124H45V122H43V121H41V119L40 120H31L30 118H28V119H26V117L24 116V115H16V116H14V118H13V116H10ZM41 117V116H40ZM39 116H38V118H40ZM49 117V116H48ZM70 117V116H69ZM75 117V116H74ZM87 117V116H86ZM101 117V118H100ZM121 117V116H120ZM141 117V116H140ZM139 117V118H140ZM143 117V116H142ZM176 117V116H175ZM175 117H173V118H175ZM178 117H176V118H178ZM218 117V116H217ZM264 117V116H263ZM263 117H262V119H263ZM38 118H36V119H38ZM72 118V117H71ZM81 118V117H80ZM115 118H116V116H115ZM137 118L138 117H135V119L137 120ZM199 118V117H198ZM216 118V117H215ZM214 118V119H215ZM236 118V117H235ZM260 118H261V116H260ZM88 119V118H87ZM117 119V118H116ZM121 119H123L122 117H121ZM158 119V118H157ZM164 119V118H163ZM169 119H170V117H169ZM179 119V118H178ZM205 119V118H204ZM207 120L209 119V118H206ZM210 119H212V118H210ZM230 119H232V118H230ZM56 120V119H55ZM77 121H76V124H78V125H80V127H81V129H79L78 130V132H79V136L81 137H85V138H87L88 139V133H90L89 131H90V128H91V124H89V123H86V122H81V121H79L78 119H76ZM95 120V119H94ZM166 119H164V121L163 122H166L165 121ZM176 120V119H175ZM184 120V119H183ZM213 120V119H212ZM221 120V119H220ZM223 120V119H222ZM229 120V119H228ZM228 120H226V121H228ZM233 120V119H232ZM235 120V119H234ZM233 120V121H234ZM264 120V119H263ZM263 120H261V122L263 121ZM0 121H3L2 119H1V116H0ZM92 121V120H91ZM128 121V120H127ZM133 121V123H134V121L135 120H132ZM132 121H130V122H132ZM160 121V120H159ZM161 121H162V119H161ZM170 121V120H169ZM195 121V120H194ZM206 121V120H205ZM51 122V121H50ZM90 122V121H89ZM92 122H94V121H92ZM100 122H95V123H100ZM112 122H114V121H112ZM136 122V121H135ZM138 122V121H137ZM168 122V121H167ZM170 122H172V121H170ZM179 122V121H178ZM216 122V121H215ZM225 122V121H224ZM230 122V121H229ZM264 122V121H263ZM160 124L162 123V122H159ZM174 123H175V121H174ZM227 123V122H226ZM234 123V122H233ZM0 124H1V122H0ZM8 124V125H9ZM60 124V123H59ZM69 124V123H68ZM71 124H72V122H71ZM93 124V123H92ZM111 124V123H110ZM131 124V123H130ZM139 124V123H138ZM159 124V125H160ZM167 124H170V123H167ZM204 124V123H203ZM211 124V123H210ZM217 125H218V123H216ZM215 124V125H216ZM231 124V123H230ZM5 125V124H4ZM51 125V124H50ZM97 125V124H96ZM103 125V124H102ZM113 125H114V123H113ZM134 125V124H133ZM176 125V124H175ZM177 125H178V123H177ZM180 125V124H179ZM185 125V124H184ZM202 125V124H201ZM214 125V124H213ZM219 125H220V123H219ZM218 125V126H219ZM106 126V125H105ZM218 126H216V128L218 129ZM2 127H4L5 128V126H2V125H0V130H3L2 129ZM9 127V126H8ZM55 127V126H54ZM60 127V126H59ZM128 127V126H127ZM220 127H221V125H220ZM219 127V128H220ZM258 127H260V126H258ZM103 128V127H102ZM108 128V132H106V134H105V132L103 133V135H104V139H105V137H107V139H110V138H112V137H118L117 138V140L120 142V141H122V139H123V137H125L126 136V134H125V132L126 133H131L132 132V130H134V129H128V128H126L125 127V124H123V122L120 120V121H118V125H117V128H118V130H117V128H114V127H112L111 125H109V127H108V125L106 126V129ZM131 128V127H130ZM134 128V127H133ZM160 128H162V126L160 127ZM164 128V127H163ZM163 128H162V130H163ZM166 128V127H165ZM165 128H164V130H165ZM189 128V127H188ZM191 128V127H190ZM193 128V127H192ZM216 128H213V129H216ZM64 129H66V127L64 128ZM75 129V128H74ZM105 129V128H104ZM158 129V128H157ZM225 129V130H224ZM234 129H236L237 131H235L234 132ZM256 129H258V128H256ZM261 129V128H260ZM59 130V129H58ZM159 130V129H158ZM161 130V131H162ZM164 130H163V132H164ZM171 130V129H170ZM200 130V129H199ZM37 131V130H36ZM66 131V130H65ZM100 131V130H99ZM168 131V130H167ZM186 131V130H185ZM184 131V132H185ZM191 131V130H190ZM189 131V132H190ZM213 131V130H212ZM229 131V132H228ZM18 132H19V129H18ZM159 132V134L161 133L160 131H158ZM174 132V131H173ZM182 132V131H181ZM189 132H187V133H189ZM1 133V132H0ZM3 133V132H2ZM21 133V132H20ZM20 133H18V134H20ZM133 133V134H134ZM157 133V130L155 131V134ZM165 133V132H164ZM167 133V132H166ZM169 133V132H168ZM177 133V132H176ZM186 133V132H185ZM215 133V132H214ZM217 133H218V131H217ZM14 134V133H13ZM154 134V133H153ZM158 134V133H157ZM158 134V135H159ZM190 134H192V133H190ZM24 135V134H23ZM129 135H131V134H129ZM144 135H146V134H144ZM169 135V134H168ZM175 135V134H174ZM193 135V134H192ZM16 136H17V133H16ZM66 136V135H65ZM134 136V135H133ZM171 136H172V134H171ZM177 136V135H176ZM176 136H175V138H176ZM196 136V135H195ZM18 137H19V135H18ZM21 137H23V136H21ZM24 137H26L25 135H24ZM102 137V135L100 136L99 135V139ZM131 137V136H130ZM160 136H159V139L161 138ZM169 137V136H168ZM27 138V137H26ZM25 138V139H26ZM96 139H97V137H95ZM134 138V137H133ZM142 138V137H141ZM155 138H157V140H158V137H155ZM161 138V139H162ZM170 138V137H169ZM174 138V137H173ZM172 137H171V139H173ZM192 138V137H191ZM216 138H218V137H216ZM223 138V139H224ZM19 139V138H18ZM95 139V140H96ZM104 139H103V142H104ZM126 139V138H125ZM149 139V138H148ZM151 139H152V137H151ZM177 139H179V136L177 137ZM201 139V138H200ZM101 140H102V138H101ZM106 140V139H105ZM112 140V139H111ZM132 140H135V138L134 139H132ZM147 140V139H146ZM150 140V139H149ZM187 140H189V139H187ZM208 140V139H207ZM215 140V139H214ZM21 141V140H20ZM38 141V140H37ZM69 141V140H68ZM72 141V140H71ZM89 141H91V140H89ZM108 141V140H107ZM110 141V140H109ZM125 141V140H124ZM127 141V140H126ZM142 141V140H141ZM152 141V140H151ZM168 141H170L169 143H168ZM15 143H16V139H15V141H14ZM18 142V141H17ZM24 142V141H23ZM30 142V141H29ZM79 142V141H78ZM87 142V141H86ZM92 142V141H91ZM99 142V141H98ZM115 142V141H114ZM128 142V141H127ZM135 142V141H134ZM144 142V141H143ZM166 142H167V145H166ZM190 142H192L191 140H190ZM195 141H193V143H194ZM212 142V141H211ZM19 143V142H18ZM102 143V142H101ZM108 143V142H107ZM116 143V142H115ZM130 143H132V141L130 142ZM145 143V142H144ZM143 143V144H144ZM149 143V142H148ZM148 143H147V145H148ZM196 143V142H195ZM199 143V142H198ZM204 143H207V141L205 140V142ZM23 144H25V147H26V145H27V143H26V141L24 142V143H22V141L19 143V145L17 144H15L16 146V148L13 150V156H11L10 158H9V160H8V158H7V163H8V165H9V168H8V170H7V172L5 171V174H4V172H3V175H6L7 176V179L6 180H10L9 182H8V184L11 186L12 184V186L10 187V189H13V188H15V187H18V189H20L19 190V196H18V198L16 199V203L19 205L20 204V200L22 199V200H24V199H26L25 201H26V204L28 203H32L33 204V202H35V201H38L40 198H45V200H46V202L47 203H56V205H58V206H61L62 205V203L58 200V199H55L53 196H52V194H50L49 192H47V191H44V190H41V191H31L32 189H30V187H26L25 185H24V182H23V180H22V172L20 173V171H18L16 168H18V166L20 165V163H19V161H18V159L20 158V157H22L21 156V152H22V150L23 149H25V147L23 148ZM121 144H122V142H121ZM128 144V143H127ZM151 144V143H150ZM215 144V143H214ZM3 145V144H2ZM118 145V144H117ZM124 145V144H123ZM145 145H146V143H145ZM144 145V146H145ZM5 146V145H4ZM8 146V145H7ZM34 146V145H33ZM126 146V145H125ZM142 146V145H141ZM141 146H140V149H141V151L144 149V148H141ZM152 146V145H151ZM150 146V147H151ZM155 146V145H154ZM108 147V146H107ZM122 147V146H121ZM139 147V146H138ZM1 148V147H0ZM3 148V147H2ZM5 148V147H4ZM12 148V147H11ZM35 148H36V145H35ZM134 148H136V147H134ZM133 148V149H134ZM153 148V147H152ZM169 148V147H168ZM174 148V147H173ZM190 148H191V150H190ZM8 150H9V148H7ZM6 149V150H7ZM32 149V148H31ZM123 149V148H122ZM154 149V148H153ZM152 149V150H153ZM7 150V151H8ZM28 150V149H27ZM26 150V151H27ZM30 150V149H29ZM28 150V151H29ZM170 150H172V149H170ZM1 151H2V149H1ZM130 151V150H129ZM139 151V150H138ZM148 151V150H147ZM174 151V150H173ZM176 151V150H175ZM174 151V152H175ZM185 151V150H184ZM122 152H124V151H122ZM168 152V150L166 151V153ZM179 152H181V151H178V154H181V153H179ZM183 152V151H182ZM4 153V152H3ZM24 153V152H23ZM104 153L105 154H107V152H105L104 151ZM124 153H126V151L124 152ZM169 153V152H168ZM172 153V152H171ZM176 153V152H175ZM6 154V153H5ZM12 154V153H11ZM177 154V155H178ZM183 154V153H182ZM124 155H127V153L126 154H124ZM168 155H170V154H168ZM1 156V155H0ZM10 156V155H9ZM156 156V157H155ZM171 156H174V155H171ZM4 157H5V155H4ZM16 157H17V159H16ZM112 157V156H111ZM3 158V157H2ZM154 158L157 160V161H155L154 160ZM22 159V158H21ZM128 159V158H127ZM251 159V158H250ZM255 161V160H254ZM104 162V161H103ZM127 162V161H126ZM128 163V162H127ZM132 163V162H131ZM247 163H250V162H247ZM256 163V162H255ZM102 164V163H101ZM168 164V163H167ZM259 164V165H258ZM8 165H7V167H8ZM17 165V166H16ZM35 165V164H34ZM90 165V164H89ZM24 166V165H23ZM130 166V165H129ZM129 166H127L128 168H129ZM6 167V166H5ZM123 167H125V166H123ZM164 167V166H163ZM168 167V166H167ZM231 167H234V169H240V172H241V169L242 170H244V172L242 173V175H239V176H237L236 174H233V172H231L232 170H231ZM264 167V166H263ZM263 167H261V169L263 170ZM86 168V167H85ZM169 168H170V166H169ZM223 168L225 169V170H228L227 172L229 173H227L228 174V176H226V175H222L221 174V172H222V170H223ZM257 168H259L257 171H258V173H257V171H256V173L254 172ZM15 169L17 170L16 172H15ZM22 169V168H21ZM94 169V168H93ZM161 169V168H160ZM163 169V168H162ZM161 169V170H162ZM165 169V168H164ZM186 169H190L189 170V172H194L195 173V177H193L192 176V178H194L195 180H194V183L193 184H191L189 181H187L186 180V175H187V173H185V170ZM115 170V169H114ZM117 170V169H116ZM172 170V169H171ZM262 170H260V173H261V171ZM91 171V170H90ZM107 171H106V173H107ZM188 171V170H187ZM252 171L254 172V173H252ZM96 172V171H95ZM97 172H96V174H97ZM225 172V171H224ZM237 172H239L238 170H237ZM263 172H264V170H263ZM262 172V173H263ZM119 173H120V176H119ZM160 173V171L158 172V174ZM223 173V172H222ZM235 173V172H234ZM261 173V174H262ZM0 174H1V172H0ZM100 174V173H99ZM108 174V173H107ZM106 174V175H107ZM110 174V173H109ZM168 174V173H167ZM225 174V173H224ZM23 175H24V173H23ZM88 175H89V173H88ZM95 175V174H94ZM111 175V174H110ZM119 176V178L118 179H116V176ZM163 175H165V176H167L165 173L163 174ZM190 175V174H189ZM188 175V176H189ZM2 176V175H1ZM100 176V175H99ZM117 176V177H118ZM154 176V175H153ZM111 177V176H110ZM159 177V176H158ZM168 177V176H167ZM3 178H5V177H3ZM12 178V179H11ZM13 178H16L15 180H17V181H19V184L17 183V181H15L14 182V179ZM24 178V177H23ZM72 178V177H71ZM85 178H87V177H85ZM92 178V177H91ZM96 178V177H95ZM100 178H102V177H100ZM109 178V177H108ZM162 178V177H161ZM155 179V178H154ZM158 179V178H157ZM169 179V178H168ZM190 179H191V177H190ZM262 179H264V178H262ZM90 180V179H89ZM97 180V179H96ZM108 180V179H107ZM106 180V181H107ZM148 180V179H147ZM167 180V179H166ZM5 181V180H4ZM25 181V180H24ZM31 181V180H30ZM65 181V180H64ZM155 181H157V180H155ZM193 181V180H192ZM233 181V182H234ZM260 181H261V179H260ZM82 182V181H81ZM88 182V181H87ZM147 182V181H146ZM159 182V181H158ZM165 182V181H164ZM163 182V183H164ZM263 182V181H262ZM3 183V182H2ZM162 183V182H161ZM235 183H234V186H235ZM260 183V182H259ZM1 184V183H0ZM6 184V183H5ZM80 184V183H79ZM151 184H152V181H151ZM75 185V184H74ZM81 185V184H80ZM84 185H86V184H84ZM148 185H150V184H148ZM153 185H154V181H153ZM155 185H157V184H155ZM154 185V186H155ZM159 185H160V183H159ZM227 185V184H226ZM236 185V186H237ZM238 185V186H239ZM4 186V185H3ZM36 186V185H35ZM35 186H33V187H35ZM163 186H165V185H163ZM246 186V187H247ZM248 186V187H249ZM255 186V185H254ZM82 187V186H81ZM147 187V186H146ZM152 187V186H151ZM157 187V186H156ZM178 187H180V186H178ZM244 187V186H243ZM242 187V188H243ZM249 187V188H250ZM3 188H5V187H3ZM149 188V187H148ZM153 188H155V187H153ZM159 188H162V187H160L159 186ZM176 188V187H175ZM212 189V190H209V189ZM9 189V188H8ZM7 189V190H8ZM151 189V188H150ZM183 189V190H184ZM241 189V188H240ZM248 189V188H247ZM246 189V190H247ZM3 190V189H2ZM34 190V189H33ZM145 190V191H144ZM165 190V189H164ZM173 190V189H172ZM177 190H178V188H177ZM181 190H182V188H181ZM198 190V191H199ZM251 190V189H250ZM259 190V189H258ZM262 190V189H261ZM69 191V190H68ZM77 191V190H76ZM78 191H81V190H79L78 189ZM244 191V190H243ZM249 191V190H248ZM6 192V191H5ZM10 193H11V191H9ZM8 192V193H9ZM14 192V191H13ZM18 192V191H17ZM154 193V195H160V196H164V194L165 193H163L162 194V192H164L163 190L161 191L160 189H154V191H153ZM191 192H193V191H191ZM228 192V191H227ZM233 192V191H232ZM258 192V191H257ZM263 192V191H262ZM3 193V192H2ZM15 193V192H14ZM80 193H82V192H80ZM177 193V192H176ZM210 193V192H209ZM208 193V194H209ZM243 193V192H242ZM244 193H245V191H244ZM251 193V192H250ZM11 194H13V193H11ZM78 194V193H77ZM170 194V193H169ZM185 195V197H186V193H184ZM195 194V193H194ZM223 194V193H222ZM225 194V193H224ZM1 195V194H0ZM10 195V194H9ZM183 195V194H182ZM217 195V196H218ZM227 195V194H226ZM241 195V194H240ZM263 195V194H262ZM262 195H260V196H262ZM3 196V195H2ZM75 196V195H74ZM171 196V195H170ZM169 196V197H170ZM205 196V195H204ZM216 196V195H215ZM216 196V197H217ZM225 196V195H224ZM223 196V197H224ZM242 196V195H241ZM4 197V196H3ZM6 197V196H5ZM23 197H27V198H23ZM77 197V196H76ZM189 197V196H188ZM192 197V196H191ZM213 197V196H212ZM220 197V196H219ZM231 197V196H230ZM243 197V196H242ZM254 197V196H253ZM141 198H143V199H141ZM145 198V199H144ZM196 198V197H195ZM194 198V199H195ZM200 198H202V197H200ZM244 198V197H243ZM168 199V198H167ZM180 199V198H179ZM184 199V198H183ZM187 199V198H186ZM204 199V198H203ZM254 199H255V197H254ZM12 200H13V198H12ZM182 200V199H181ZM197 200H198V198H197ZM214 200V199H213ZM246 200H248V199H246ZM257 200V199H256ZM260 200V199H259ZM7 201V200H6ZM11 201V200H10ZM13 201H15V199L13 200ZM158 201V200H157ZM173 201V200H172ZM206 201V200H205ZM229 201V200H228ZM3 202V201H2ZM183 202V201H182ZM182 202H180V203H182ZM196 202V201H195ZM202 202V199H201V201H200V203ZM204 202V201H203ZM220 202V201H219ZM222 202V201H221ZM256 202V201H255ZM7 203V202H6ZM9 203V202H8ZM11 203V202H10ZM13 203V202H12ZM65 203V202H64ZM156 203V202H155ZM160 203V202H159ZM166 203V202H165ZM184 203V202H183ZM193 203V202H192ZM14 204V203H13ZM23 204V203H22ZM22 204H21V207H22ZM121 205H122V203H120ZM146 204V203H145ZM161 204V203H160ZM171 204V203H170ZM179 204V203H178ZM191 204V203H190ZM25 205V204H24ZM224 205V204H223ZM2 206H4V205H2ZM8 206V205H7ZM11 206V205H10ZM103 206H104V204H103ZM106 206V205H105ZM143 206H144V204H143ZM157 206V205H156ZM156 206H155V208H156ZM188 206V205H187ZM258 206V205H257ZM9 207V206H8ZM177 207V206H176ZM196 207V206H195ZM231 207V206H230ZM246 207V206H245ZM252 207V206H251ZM25 208V207H24ZM69 208V207H68ZM174 208V207H173ZM194 208V207H193ZM228 208V207H227ZM233 208H234V206H233ZM248 208V207H247ZM29 209V208H28ZM109 209V208H108ZM157 209H158V207H157ZM169 209V208H168ZM224 209V208H223ZM4 210V209H3ZM14 210V209H13ZM23 210V209H22ZM121 210V209H120ZM147 210V209H146ZM154 210V209H153ZM176 210V209H175ZM191 210V209H190ZM233 210V209H232ZM2 210H0V212H1ZM7 211H8V209H7ZM11 211V210H10ZM152 211V210H151ZM185 211H186V209H185ZM230 211V210H229ZM228 211V212H229ZM94 212V213H93ZM99 212V211H98ZM101 212V211H100ZM120 212V211H119ZM160 212V211H159ZM176 212V211H175ZM237 212V211H236ZM254 212V211H253ZM70 213V212H69ZM104 213V212H103ZM111 213V212H110ZM185 213V212H184ZM198 213V212H197ZM1 214H2V212H1ZM0 214V224L2 223L1 221H2V219H4L3 217H2V215ZM6 214H7V212H6ZM56 214V212L54 213V214H51V215H48V217L47 218H43V216H42V214L38 211V210H35V209H33V210H31V211H27V212H24V210L23 211H21V209H15V211H12V213H10V216H8L9 218L11 217L12 218V220L13 221H16V222H21L20 223V226H18V232H15V233H11L10 235H6V234H0V244L2 243V242H6V241H10V242H15V244L17 243L18 244V247L19 246H21L20 248H18V250L17 251H19L20 253H22V251H24L23 250V246L24 245H26L27 243H30V242H33V243H35V246H34V249L33 248H31V249H33V250H29V252H28V259H29V263L28 264H46L45 262H44V260L46 261V258H48V256L49 255H52L53 253L55 254V252L57 251V248H58V245H60L61 244V238L66 234H68V233H70V236H71V230H68V225H66V226H68L67 228L66 227H64V226H61L60 224H58V225H60L61 227H63V228H59L58 226H56V224L54 223V220L57 218V214ZM99 214V213H98ZM101 214V213H100ZM107 214V213H106ZM109 214V213H108ZM20 215H21V217H20ZM71 215V214H70ZM92 215V216H91ZM120 215V214H119ZM169 215V214H168ZM191 215H192V212H191ZM224 215V214H223ZM251 215V214H250ZM60 216V215H59ZM113 216V215H112ZM261 216V215H260ZM66 217V216H65ZM152 217V216H151ZM171 217V216H170ZM174 217V216H173ZM182 217V216H181ZM197 217V216H196ZM254 217H256V215L254 216ZM99 218V217H98ZM111 218V217H110ZM148 218V217H147ZM150 218V217H149ZM148 218V219H149ZM103 219V218H102ZM117 219V218H116ZM190 219V218H189ZM238 219V218H237ZM248 219V218H247ZM251 219V218H250ZM257 219V218H256ZM261 219V218H260ZM7 220V219H6ZM29 220H31L30 222H32V223H30L29 222ZM107 220V219H106ZM119 220V219H118ZM153 220V219H152ZM258 220H259V218H258ZM28 221V222H27ZM95 221V220H94ZM102 221V220H101ZM150 221V220H149ZM161 221V220H160ZM177 221V220H176ZM70 222V221H69ZM72 222V223H73ZM97 222V221H96ZM122 222V221H121ZM127 222V223H126ZM152 222V221H151ZM236 222V221H235ZM10 223V222H9ZM15 223V222H14ZM58 223V222H57ZM78 223V222H77ZM114 223V222H113ZM148 223V222H147ZM173 223H175V222H173ZM253 223V222H252ZM2 224H4V223H2ZM46 224H47V226H48V224H49V229L48 230H46L45 229V227H46ZM70 224V223H69ZM81 224L82 223H78V225L79 226H81ZM84 225H85V223H83ZM98 224V223H97ZM108 224V223H107ZM149 224V223H148ZM260 224V223H259ZM13 225V224H12ZM71 225V224H70ZM73 225V224H72ZM77 225V224H76ZM112 225V224H111ZM157 225V224H156ZM162 225V224H161ZM190 225V224H189ZM78 226V227H79ZM83 226V225H82ZM95 226H97V225H95ZM109 226V225H108ZM153 226H154V224H153ZM158 226V225H157ZM167 226V225H166ZM176 226V225H175ZM181 226V225H180ZM179 226V227H180ZM259 226V225H258ZM77 227V228H78ZM98 227V226H97ZM96 227V228H97ZM111 227H113V225L111 226ZM126 227L128 228V230L126 229ZM137 227V228H136ZM140 227V228H139ZM155 227V226H154ZM161 227V226H160ZM163 227V226H162ZM13 228V227H12ZM17 228V227H16ZM89 228V227H88ZM231 228V227H230ZM229 228V229H230ZM244 228H246V227H244ZM45 229V230H44ZM75 229V228H74ZM99 229V228H98ZM148 229V228H147ZM185 229V228H184ZM192 229V228H191ZM239 229V228H238ZM0 230H2L1 228H0ZM7 230H9L8 228H7ZM6 230V231H7ZM13 230H15V229H13ZM17 230V229H16ZM15 230V231H16ZM47 231V234H44L43 232L44 231ZM94 230V229H93ZM95 230H97V229H95ZM110 230H111V228H110ZM124 230H127L126 232H122V231H124ZM149 230H150V228H149ZM167 230V229H166ZM182 230V229H181ZM193 230V229H192ZM241 230V229H240ZM259 230V229H258ZM4 231V230H3ZM5 231V232H6ZM73 231V230H72ZM81 231V230H80ZM83 231V230H82ZM152 231V230H151ZM170 231V230H169ZM177 231V230H176ZM179 231V230H178ZM246 231V230H245ZM86 232H88V230L86 231ZM85 232V229H84V233H86ZM83 233V234H84ZM145 233H146V231H145ZM148 233V232H147ZM172 233V232H171ZM171 233H170V235H171ZM143 234H144V231H143ZM168 234V233H167ZM193 234V233H192ZM198 234V233H197ZM251 234V233H250ZM65 235V236H66ZM86 235H87V233H86ZM150 235V234H149ZM175 235V234H174ZM204 235V234H203ZM232 235V234H231ZM259 235V234H258ZM106 236V235H105ZM141 236V235H140ZM144 236H145V234H144ZM143 236V237H144ZM180 236V235H179ZM183 236V235H182ZM195 236H197V235H194V237ZM82 237H84L83 235H82ZM81 237V238H82ZM92 237V236H91ZM168 237V236H167ZM171 237V236H170ZM169 237V238H170ZM188 237V236H187ZM65 238V237H64ZM78 238V237H77ZM104 238V237H103ZM137 238V237H136ZM141 238V237H140ZM145 238V237H144ZM146 238H148V236L146 237ZM161 238V237H160ZM175 238H176V236H175ZM174 238V239H175ZM196 238V237H195ZM208 238V237H207ZM238 238H239V236H238ZM259 239L257 240V242L255 243V241H254V243L255 244H252L251 242H250V245H248L249 247L247 248V247H245V248H243V250H242V248L241 249H239L238 248V250H241V252H239L238 250H236V254H234L233 256H232V258H230L229 260H230V262L228 261V263H226V264H264V234H262L260 237H258ZM149 239V238H148ZM151 239H152V237H151ZM159 239V238H158ZM171 239V238H170ZM180 239V238H179ZM42 240L44 241V243L45 244H48V245H45L44 247H42V249H39L38 247V244L39 243H42ZM154 240V239H153ZM169 240V239H168ZM189 240H191V239H189ZM198 240V239H197ZM81 241H82V239H81ZM84 241V240H83ZM83 241H82V243H83ZM140 241H141V239H140ZM139 241V242H140ZM144 241V240H143ZM176 241V240H175ZM175 241H173V242H175ZM178 241V240H177ZM194 241V240H193ZM209 241V240H208ZM241 241H242V239H241ZM138 242V241H137ZM153 242V241H152ZM152 242H149V243H152ZM249 241H247V243H248ZM82 243H80V246H81V244ZM144 243V242H143ZM142 243V244H143ZM154 243V242H153ZM180 243V242H179ZM196 243V242H195ZM205 243V242H204ZM236 243H238V242H236ZM241 243V242H240ZM243 243H246V241H244ZM246 243V244H247ZM32 244V243H31ZM84 244V243H83ZM94 244V243H93ZM136 244H138V243H136ZM159 244V243H158ZM168 244V243H167ZM202 244V243H201ZM3 245V244H2ZM5 245V244H4ZM13 246H14V244H12ZM11 244H10V246H12ZM28 245V244H27ZM30 245V244H29ZM33 245V244H32ZM133 245V244H132ZM155 245V244H154ZM174 245V244H173ZM177 245V244H176ZM198 245H200V244H198ZM8 246V245H7ZM75 246V245H74ZM93 246V245H92ZM144 246V245H143ZM146 246V245H145ZM152 246H153V244H152ZM172 246V245H171ZM239 246V245H238ZM242 246H243V244H242ZM16 247H17V245H16ZM31 247V246H30ZM72 247V246H71ZM76 247H77V245H76ZM102 247L104 248L103 249V251L101 250L102 249ZM121 247V246H120ZM139 247V246H138ZM148 247V246H147ZM150 247V246H149ZM155 247V246H154ZM186 247V246H185ZM197 247V246H196ZM198 247H200V246H198ZM205 247V246H204ZM240 247H241V244H240ZM2 248V247H1ZM28 248V247H27ZM95 248V247H94ZM151 248V247H150ZM167 248H171L170 246L168 247L167 246ZM166 248V249H167ZM173 248V247H172ZM190 248V247H189ZM203 248V247H202ZM211 248V247H210ZM4 249V248H3ZM12 249V248H11ZM20 249V250H19ZM25 249H26V247H25ZM59 249V248H58ZM120 249V248H119ZM145 249L147 250V248L145 247ZM186 249V248H185ZM194 249H196V248H194ZM204 249V248H203ZM203 249H201V250H203ZM244 249H245V251H244ZM121 250V249H120ZM119 250V251H120ZM144 250V249H143ZM150 250V249H149ZM206 250V249H205ZM209 250V249H208ZM11 251V250H10ZM15 251V250H14ZM28 251V250H27ZM122 251V250H121ZM150 251H153L152 249L150 250ZM169 251V250H168ZM172 251H174V250H172ZM191 251H193V250H191ZM213 253H214V251L213 250H211ZM235 251V249L234 250H232V253ZM237 251L239 252V253H237ZM6 252V251H5ZM5 252H3V251H1L0 252V264H10V259H9V257L10 256H8V254L7 253H5ZM59 252V251H58ZM156 252V251H155ZM160 252V251H159ZM171 252V251H170ZM216 252H218V251H216ZM19 253V254H20ZM121 253V252H120ZM172 253V252H171ZM193 253H195V252H193ZM225 253V252H224ZM231 253V252H230ZM229 253V254H230ZM18 254V253H17ZM24 254V253H23ZM26 254V253H25ZM144 254V253H143ZM142 254V255H143ZM153 254V253H152ZM181 254V253H180ZM183 254V253H182ZM212 254V253H211ZM217 254V253H216ZM10 255V254H9ZM12 255V254H11ZM15 255V254H14ZM57 255H58V253H57ZM94 255V254H93ZM121 255V254H120ZM144 255H148V254H144ZM151 255V254H150ZM164 255V254H163ZM171 255V254H170ZM173 255V254H172ZM175 255V254H174ZM179 255V254H178ZM198 255V254H197ZM209 255V254H208ZM218 255V254H217ZM220 255V254H219ZM23 256V255H22ZM26 256V255H25ZM24 256V257H25ZM92 256V255H91ZM166 256V255H165ZM180 256V255H179ZM184 256H187V255H184ZM183 256V257H184ZM189 256V255H188ZM190 256H191V253H190ZM224 256V255H223ZM230 256V255H229ZM16 257H18V256H16ZM16 257L14 258V259H16ZM27 257V256H26ZM50 257V256H49ZM127 257V256H126ZM145 257V256H144ZM147 257V256H146ZM149 257H152V256H149ZM203 257V256H202ZM206 257V256H205ZM211 257V256H210ZM213 257V256H212ZM219 257V256H218ZM217 257V258H218ZM227 257V256H226ZM226 257H220V258H226ZM13 258V257H12ZM20 258H22V257H20ZM93 258V257H92ZM120 258V257H119ZM142 258V257H141ZM154 258V257H153ZM166 258V257H165ZM171 258V257H170ZM182 258V257H181ZM209 258V257H208ZM214 258V257H213ZM216 258V257H215ZM13 259V260H14ZM23 259V258H22ZM147 259V258H146ZM149 260H150V258H148ZM187 259V258H186ZM196 259V258H195ZM201 259V258H200ZM207 259V258H206ZM228 259V258H227ZM12 260V261H13ZM18 259H16L15 261H17ZM114 260V259H113ZM155 260V259H154ZM178 260H180V259H178ZM191 260V259H190ZM194 260V259H193ZM202 260V259H201ZM225 260V259H224ZM23 261H24V259H23ZM26 262L28 261V260H25ZM24 261V262H25ZM148 261V260H147ZM158 261V260H157ZM199 261V260H198ZM210 261H212V263H207V264H221V262H219V258L218 259H213V260H211L210 259ZM23 262V263H24ZM47 262V261H46ZM182 262V264H183V261H181ZM187 262H189V261H187ZM204 262V261H203ZM17 263V262H16ZM138 263V262H137ZM157 263V262H156ZM159 263H161V262H159ZM224 263V262H223ZM222 263V264H223ZM96 264V263H95ZM153 264V263H152ZM177 264V263H176ZM196 264H197V262H196Z\"/></svg>","mask_w":264,"mask_h":264}]
</instances>
